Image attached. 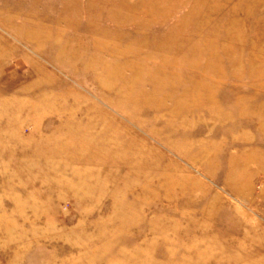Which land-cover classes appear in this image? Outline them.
Here are the masks:
<instances>
[{
    "label": "rangeland",
    "instance_id": "374dc122",
    "mask_svg": "<svg viewBox=\"0 0 264 264\" xmlns=\"http://www.w3.org/2000/svg\"><path fill=\"white\" fill-rule=\"evenodd\" d=\"M0 264H264V0H0Z\"/></svg>",
    "mask_w": 264,
    "mask_h": 264
}]
</instances>
